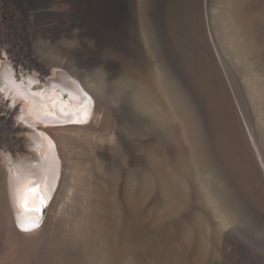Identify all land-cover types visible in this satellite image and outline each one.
Masks as SVG:
<instances>
[{"label":"bare ground","instance_id":"1","mask_svg":"<svg viewBox=\"0 0 264 264\" xmlns=\"http://www.w3.org/2000/svg\"><path fill=\"white\" fill-rule=\"evenodd\" d=\"M229 2L246 39L251 122L237 119L211 78L202 82L207 105L200 117L156 70L149 77L156 90L151 100L165 111L159 124L164 139L180 146L173 164L146 145L147 176L127 168L136 164L131 155L123 173L105 178L107 149H124L128 135L133 147L139 141L135 127L122 131L116 122L121 111L104 92L115 67L99 59L105 48L123 52L115 28L119 0H0V264H139L142 250L153 251V230H145L140 216L153 189L151 176L159 178L164 201L159 218L175 214L186 199L180 172H193L183 148L203 172L219 163L228 179L219 172V182L235 188L238 203L232 205L201 186V199L219 227L216 240L230 232L236 209L249 210L264 225V0ZM73 31L79 39L91 38L94 48L72 43ZM94 66L100 67L95 73ZM206 219L199 215L195 224V264L208 258ZM183 229L187 245L192 233ZM232 248L230 258L239 264L237 245Z\"/></svg>","mask_w":264,"mask_h":264},{"label":"rangeland","instance_id":"2","mask_svg":"<svg viewBox=\"0 0 264 264\" xmlns=\"http://www.w3.org/2000/svg\"><path fill=\"white\" fill-rule=\"evenodd\" d=\"M119 4L121 10L115 28L116 36L120 41L118 48L123 52L117 53L105 48L99 53V59L101 62L113 63L112 66L115 67L114 75H116L109 85L104 87V92L107 102L121 111L116 122L122 131L127 132V129L135 127L139 141L133 147L129 143L131 141L128 142L130 138L128 135L126 139L124 138V142L127 140L124 149L122 147L116 150L107 149L103 167L105 178H109L112 171L123 173L124 164L125 167L128 166L127 159L131 155L135 157L136 164L127 168L136 171L140 177L147 176L149 170L147 163L145 164L144 146L146 145L157 149L173 164L180 146L164 139L163 127L159 124L165 116V111L160 104H154L151 100L156 90L149 77L156 70L164 72L170 78L200 117L204 114L207 105L202 82L211 78L212 82L211 80L209 82L213 86L221 91L224 90L223 94L230 102L228 105L240 116L237 118L235 115L236 118L242 122L249 120L251 122V86L247 67L246 39L244 38L243 41L242 37L245 36L241 24L229 13V0H119ZM73 10L74 8L65 9L67 13H73ZM72 34L70 40H73L72 43L75 45H83L87 49L94 48L91 38L85 36L79 39L74 31ZM54 55L52 54L53 59L59 58L58 53ZM94 67L92 71L95 73L100 67L96 66L95 69ZM194 70L197 72L195 73ZM204 70L206 73H203ZM198 73L199 75H196ZM215 81L217 84L213 83ZM35 86L47 89L43 84L38 83ZM148 133L149 138H145ZM183 149L193 172L192 174L180 172L186 188V199L175 214L159 218L158 214L164 207V201L162 194L159 193L161 192L159 178L151 176L153 189L149 201L146 200L140 205V216L145 230L149 231L150 228L153 230V251L142 250L139 254V264H195L194 257L198 242L195 224L199 215L207 218L208 222L209 246L208 251L206 250L208 258L205 264H221V262L224 264L226 259L227 264H234L233 257L230 258L233 256L234 244L237 245L239 264H249L253 260L264 264V225L262 226L258 218L256 219L249 210H234L238 215H235L236 221L232 224L233 227L230 226V232L228 229L225 233L228 234L225 235L226 237L221 239L218 237L216 240L219 227L215 223L217 222L215 216L201 199V186L205 183L209 188V196L213 198H230L232 205L238 203L233 190L235 188L226 187L227 185L219 182V172L223 174L224 181H228L226 172L219 163L212 164L213 167L203 172L197 169L195 157L185 148ZM118 157L119 159L122 157V165ZM118 167L120 170L117 171ZM53 213L50 211L49 216ZM185 227L192 233L187 245L182 243L181 238ZM260 227L263 229L259 230ZM224 246L227 251L224 250ZM225 254L229 255L226 257Z\"/></svg>","mask_w":264,"mask_h":264},{"label":"snow or ice","instance_id":"3","mask_svg":"<svg viewBox=\"0 0 264 264\" xmlns=\"http://www.w3.org/2000/svg\"><path fill=\"white\" fill-rule=\"evenodd\" d=\"M42 206H43V201L41 200V207ZM41 207H37L35 210L39 212L41 210Z\"/></svg>","mask_w":264,"mask_h":264}]
</instances>
